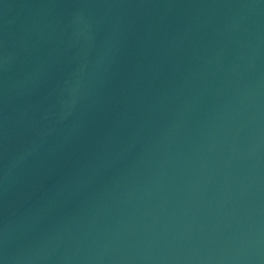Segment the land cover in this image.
<instances>
[{
    "label": "water",
    "instance_id": "95a60500",
    "mask_svg": "<svg viewBox=\"0 0 264 264\" xmlns=\"http://www.w3.org/2000/svg\"><path fill=\"white\" fill-rule=\"evenodd\" d=\"M0 264H264V0H0Z\"/></svg>",
    "mask_w": 264,
    "mask_h": 264
}]
</instances>
